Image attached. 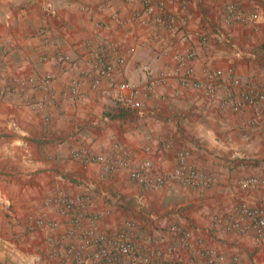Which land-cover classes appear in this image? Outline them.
Wrapping results in <instances>:
<instances>
[{"label":"crops","instance_id":"crops-1","mask_svg":"<svg viewBox=\"0 0 264 264\" xmlns=\"http://www.w3.org/2000/svg\"><path fill=\"white\" fill-rule=\"evenodd\" d=\"M149 1L154 2L0 0V64L3 59L9 62L11 77L57 76L48 120L27 105L33 98H43L42 92L0 106V220L9 219L24 231L27 214L38 212L56 190L86 192L94 198L90 212L105 214L102 231L115 232L132 220L133 239L149 255L162 250L169 258L190 260L189 251L180 248L170 232L172 225H178L192 233L196 249L214 248L229 258L264 264V244L253 235L222 228L224 219L234 216L241 205L264 208V189L239 185L244 178H264V116L257 117L250 106L240 112L220 108L217 99L183 89L173 78L156 94L141 99L137 109L124 108L117 100L120 83L140 87L149 83L143 66L172 70L170 56L188 48L196 51L192 66L197 77L206 67L225 73L222 96L231 93L234 78L244 86L264 87V0H187L188 25L156 34L139 22ZM229 5L247 15L248 21L226 24ZM168 7L174 13L180 10L174 0ZM117 14L123 24L116 23ZM130 31L134 35L126 42L136 45V53L123 73L100 91L86 82L78 98L65 99L71 81L91 67L93 51L88 42L94 46L116 42ZM45 39L51 41L49 48ZM163 50L170 55L165 57ZM58 52L72 58L66 73L58 71ZM45 55L48 61L42 60ZM117 144L130 151L133 166L150 161L167 174L174 170L177 155L186 151L192 165L219 182L206 191L176 181L152 191L137 185L128 170L104 179L101 165L78 163L70 156L73 148L81 147L113 155ZM60 231L64 234L65 228ZM45 235V230L28 234L31 248L43 246Z\"/></svg>","mask_w":264,"mask_h":264},{"label":"built area","instance_id":"built-area-1","mask_svg":"<svg viewBox=\"0 0 264 264\" xmlns=\"http://www.w3.org/2000/svg\"><path fill=\"white\" fill-rule=\"evenodd\" d=\"M153 1L144 3V13L139 16V22L152 29L155 34L177 32L188 25L190 9L187 0H174L180 7L178 13L169 9V0ZM248 19L249 17L234 5L228 6L226 24L246 23ZM115 21L123 24L118 14L115 16ZM133 35L134 32L130 31L122 40L97 46L89 41L88 47L93 51L91 67L71 81L70 88L63 93L64 98H78L86 82L93 91H100L105 83L122 74L127 61L136 53V45L129 46L126 42ZM203 41L205 42V39ZM44 44L49 48L51 41L45 39ZM163 54L165 57L170 55L164 50ZM170 57L174 63L172 70H157L150 65L143 66L142 71L149 79L146 86L120 83L117 93L120 105L130 109L139 108L142 104L141 99L156 94L159 88L168 86L173 78L183 89L199 90L208 98L217 99L220 108L240 112L250 106L255 109L257 117L264 116L263 86L258 84L244 86L240 79L234 78L231 93L222 96L220 90L225 75L222 70L206 67L202 70V77H197L192 66L196 51L192 48ZM55 59L58 71L66 73L72 64L71 56L58 52ZM42 60L48 61L49 57L45 55ZM9 67V62L3 59L0 64L2 74L0 106L6 100L42 92L45 94L43 98H33L27 105L41 111L43 118L48 120V110L55 104L52 86L57 79L56 74H35L26 78H16L9 75ZM230 73L232 74L233 71L231 70ZM115 150L113 155H105L94 154L83 147L73 148L70 156L78 163L101 165L104 179H111L118 172L128 170L131 179L137 185L152 191L162 190L173 181L183 187L206 191L219 182L216 176L192 165L189 162V153L186 151L177 155L174 170L167 174L156 170L150 161L140 166H133L131 153L124 145L117 144ZM239 185L243 188L264 189V178H244L239 181ZM93 202L91 193H71L60 189L47 196L38 212L27 214L24 232L26 235H34L39 230L46 231L43 248L50 264H250L239 256L229 258L214 248L196 249L192 233L178 225H172L170 232L178 246L189 251L190 260L186 261L181 257L169 258L162 250H156L153 255H149L143 252L133 239L136 223L132 220L126 221L124 226L115 232L102 231L101 222L105 214L90 212ZM63 227L64 234L60 231ZM222 228L224 232L253 235L257 242L264 244V208L241 205L236 209L234 216L224 219Z\"/></svg>","mask_w":264,"mask_h":264},{"label":"rangeland","instance_id":"rangeland-1","mask_svg":"<svg viewBox=\"0 0 264 264\" xmlns=\"http://www.w3.org/2000/svg\"><path fill=\"white\" fill-rule=\"evenodd\" d=\"M28 239L20 226L9 219L0 220V263L47 264L43 246L37 244L32 249Z\"/></svg>","mask_w":264,"mask_h":264},{"label":"trees","instance_id":"trees-1","mask_svg":"<svg viewBox=\"0 0 264 264\" xmlns=\"http://www.w3.org/2000/svg\"><path fill=\"white\" fill-rule=\"evenodd\" d=\"M1 264V263H0Z\"/></svg>","mask_w":264,"mask_h":264}]
</instances>
